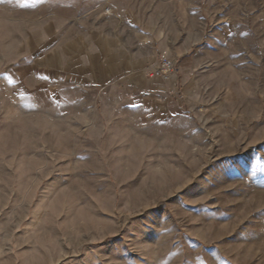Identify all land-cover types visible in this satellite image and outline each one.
Segmentation results:
<instances>
[{
  "label": "rangeland",
  "instance_id": "rangeland-1",
  "mask_svg": "<svg viewBox=\"0 0 264 264\" xmlns=\"http://www.w3.org/2000/svg\"><path fill=\"white\" fill-rule=\"evenodd\" d=\"M0 264H264V0H0Z\"/></svg>",
  "mask_w": 264,
  "mask_h": 264
},
{
  "label": "built area",
  "instance_id": "built-area-1",
  "mask_svg": "<svg viewBox=\"0 0 264 264\" xmlns=\"http://www.w3.org/2000/svg\"><path fill=\"white\" fill-rule=\"evenodd\" d=\"M172 72H173V64L167 58H163L160 61L157 69H155L154 76L164 81H167L170 78Z\"/></svg>",
  "mask_w": 264,
  "mask_h": 264
}]
</instances>
